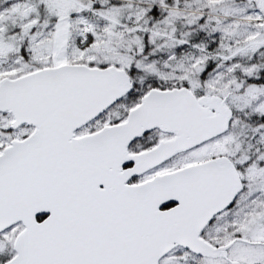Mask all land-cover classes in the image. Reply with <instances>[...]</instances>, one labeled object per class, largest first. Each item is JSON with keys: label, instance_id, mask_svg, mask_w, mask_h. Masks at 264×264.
<instances>
[{"label": "snow or ice", "instance_id": "6c2138e0", "mask_svg": "<svg viewBox=\"0 0 264 264\" xmlns=\"http://www.w3.org/2000/svg\"><path fill=\"white\" fill-rule=\"evenodd\" d=\"M0 264H264V0H0Z\"/></svg>", "mask_w": 264, "mask_h": 264}]
</instances>
